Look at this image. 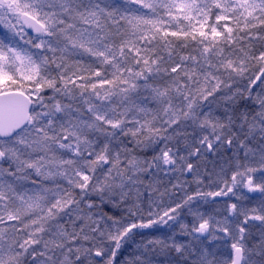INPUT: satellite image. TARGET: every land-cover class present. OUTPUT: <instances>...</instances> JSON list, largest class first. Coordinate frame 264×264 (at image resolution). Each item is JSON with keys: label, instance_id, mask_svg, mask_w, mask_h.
Returning a JSON list of instances; mask_svg holds the SVG:
<instances>
[{"label": "snow or ice", "instance_id": "1", "mask_svg": "<svg viewBox=\"0 0 264 264\" xmlns=\"http://www.w3.org/2000/svg\"><path fill=\"white\" fill-rule=\"evenodd\" d=\"M0 26L7 30L0 37V264H149L144 252L156 245L185 264L189 256L192 264H220L196 247L216 232L232 241L223 264H264V230L250 244L247 227L258 221L264 229V200L250 209L226 202L235 223L194 213L191 228L181 225L192 245L150 240L144 252L119 259L134 230L176 221L197 197L242 200V188L264 197V0H0ZM28 29L34 39H25ZM77 50L94 61L69 62ZM220 103L225 120L211 111ZM237 122L244 161L230 179L210 178L214 190L198 188L166 207L149 183L147 219L138 202L128 203L133 188L139 197L141 177L156 171L193 173L202 184L189 157L231 147ZM187 124L211 135L184 156L169 144ZM118 133L136 147H164L140 159L113 147ZM93 197L125 215L94 213Z\"/></svg>", "mask_w": 264, "mask_h": 264}, {"label": "trees", "instance_id": "2", "mask_svg": "<svg viewBox=\"0 0 264 264\" xmlns=\"http://www.w3.org/2000/svg\"><path fill=\"white\" fill-rule=\"evenodd\" d=\"M111 2L115 3L117 0H111ZM5 32L6 29L0 26V37H2ZM28 38L34 39L35 36L28 34L25 39ZM20 43L23 44V41H20ZM258 47L259 45H257V48ZM33 51L40 50L33 49ZM189 51V49L184 50V54H188ZM77 53L78 54H72L68 57L69 62L81 61L83 64L87 65L92 63L95 59L87 53H84L83 50H77ZM101 71L102 74L107 72L110 76L111 69L101 67ZM156 82L163 83L159 80ZM105 87H107V85ZM47 95H51V92L49 91ZM105 103L108 102L105 101ZM81 106L83 107L84 105ZM150 106L154 107V105ZM112 107H116L118 111L122 110L119 107L118 99L115 97H113ZM204 111L207 112L209 109L205 107ZM211 111L215 117L225 120V105L223 103H220L219 105H213ZM229 111H231V108H229ZM231 133H235L238 137L237 141L234 142L231 147L227 146L226 144L222 145L217 148L215 153H210L202 149L201 155L199 157H189L191 162L198 165L199 177L203 181L202 184L198 185L196 183V176L193 173H181L179 171H156L154 174H145L141 177V179L144 181V184L140 186V195L137 197L136 190L133 188L129 194L128 203L131 204L134 201L138 202L141 208L144 209V218L147 219V212L149 208V191L146 190V186L149 183H152L154 187L158 189V191L152 193V198L156 200L157 203H160L162 207L169 205L174 206L175 203L182 201L187 195H195L198 188L201 191L214 190V188H209L210 178L212 180H216L219 176L223 179H230L232 170L234 169L237 160L241 162L244 161L245 149L239 147V140H244V135L239 129V122L233 125L229 134ZM204 135H211V129H201L193 125H183L181 127L179 143H177L176 140H173L169 144V147H173L174 150L178 148L182 155L187 156L189 150H194L196 147H200L199 140ZM92 138L96 139L95 136ZM99 142L101 145L105 142L103 136L99 137ZM245 143L249 148L253 149H258L260 145L258 139H249L246 140ZM112 145L113 147L120 148L127 147L129 152L140 159H151V157L157 151H159L160 148L164 147L162 143L147 148L136 147L130 136H123L119 133L117 134L116 139L112 141ZM4 166L7 167L6 164ZM257 175H259V173ZM23 183H25L26 188H32V185L27 184L26 182ZM61 183L64 184L65 182L61 181ZM173 185H177L178 187L174 188ZM48 186L52 187L51 184ZM160 192H164L165 194L161 197L159 195ZM237 195H243L245 198L238 200L237 197H232L230 195L229 197L216 198L215 202H212L211 199L205 201L197 197L191 201L190 204L185 205L180 210V214L176 221H169L167 225H154L151 228L134 230L132 238L124 245V255L119 257V259L123 260L131 253L140 254L141 252H144V248L142 246L150 240H160L167 242L168 244H171L173 241H175L179 244L192 245V237L182 232L181 225H187L189 228H191L192 224L196 220L194 213L199 212L204 214L205 217L212 216L215 218V220L221 221L227 217L230 222L235 223L234 218L229 216L224 210L226 202H235L241 207L250 209L253 207H258L261 201L264 200V197H262L259 193H249L247 192V189L244 188L240 189ZM93 202L98 205V207L92 210L96 214L103 213L114 216L117 219L125 215L122 209H117L113 207L112 204L108 203L100 204L99 200L95 197H93ZM242 219L243 218L241 217L240 220L242 221ZM63 222L64 221L62 220L61 223ZM247 227L249 229V243L251 244L258 241L261 231L264 230L262 229L260 223L258 221H254L251 222ZM231 243L232 241L230 238L226 237L221 232H216L214 239H211L210 242L209 240L205 239L203 245L197 244L196 247H207L210 253L215 254V259L218 260L220 264H223V262L229 259L231 255ZM144 259L148 261L149 264H185L184 258L180 257L177 253H175L174 250H162L160 245H156L155 247L149 246L147 252H144ZM192 259L193 258L189 256L187 258V264H192ZM255 259L258 260L259 257H256Z\"/></svg>", "mask_w": 264, "mask_h": 264}, {"label": "water", "instance_id": "3", "mask_svg": "<svg viewBox=\"0 0 264 264\" xmlns=\"http://www.w3.org/2000/svg\"><path fill=\"white\" fill-rule=\"evenodd\" d=\"M27 31H28V34H29V35H33V36L36 35L31 29H28Z\"/></svg>", "mask_w": 264, "mask_h": 264}, {"label": "rangeland", "instance_id": "4", "mask_svg": "<svg viewBox=\"0 0 264 264\" xmlns=\"http://www.w3.org/2000/svg\"><path fill=\"white\" fill-rule=\"evenodd\" d=\"M7 31V30H6ZM83 107H85V106H83ZM189 125H191V124H187L186 126H189ZM182 130H183V128H182ZM183 132H184V130H183ZM180 155H182V153H180Z\"/></svg>", "mask_w": 264, "mask_h": 264}, {"label": "bare ground", "instance_id": "5", "mask_svg": "<svg viewBox=\"0 0 264 264\" xmlns=\"http://www.w3.org/2000/svg\"><path fill=\"white\" fill-rule=\"evenodd\" d=\"M196 157V156H195Z\"/></svg>", "mask_w": 264, "mask_h": 264}]
</instances>
